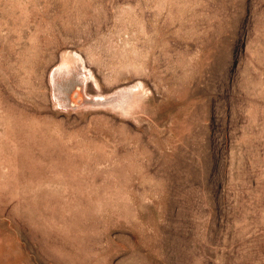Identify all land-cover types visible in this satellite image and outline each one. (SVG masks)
I'll return each instance as SVG.
<instances>
[{
	"label": "rangeland",
	"instance_id": "obj_1",
	"mask_svg": "<svg viewBox=\"0 0 264 264\" xmlns=\"http://www.w3.org/2000/svg\"><path fill=\"white\" fill-rule=\"evenodd\" d=\"M0 264H264V0H0Z\"/></svg>",
	"mask_w": 264,
	"mask_h": 264
}]
</instances>
